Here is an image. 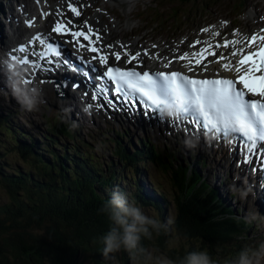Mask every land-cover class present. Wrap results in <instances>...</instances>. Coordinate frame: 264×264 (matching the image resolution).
Wrapping results in <instances>:
<instances>
[{
  "label": "trees",
  "instance_id": "16d2710c",
  "mask_svg": "<svg viewBox=\"0 0 264 264\" xmlns=\"http://www.w3.org/2000/svg\"><path fill=\"white\" fill-rule=\"evenodd\" d=\"M57 123L60 129L57 131L53 125L49 132L45 131L46 142L40 149L36 139L23 129L13 127L9 117L0 115V135L3 136L0 152L14 153L26 166L11 167L0 157V188L7 197L0 202V233L3 235L0 264H44L45 258L49 264H80L77 261L81 254L89 258L90 264H97L105 247L103 241L99 242L114 226L108 213L101 209L114 193L122 198L127 193L125 187L114 184L116 175L121 180L131 179L135 186L134 192L128 193L129 200L137 203L141 199L152 203L156 209L162 224L157 238L166 240L170 231L180 237L181 245L170 249L171 256L179 258L176 264H185L190 253L201 251L208 254L213 264L226 262L243 248L247 226H240L231 218L221 220L232 213V209L222 204L214 188L206 185L207 181L200 175L201 160L195 161L200 166L198 171L169 151L155 156L136 148L127 149L118 141H114L112 150L103 144L102 148L87 145L81 143L75 133H66L69 129L65 125ZM58 138L62 143L59 144ZM99 155L108 158L104 160L107 164L104 169ZM125 167L131 172L123 177L119 172L125 171ZM143 168L145 172L148 169L147 175H153L150 170L161 175L149 178L152 185L146 192L135 178L136 172ZM163 179L169 190L165 196L152 190H156L155 186ZM204 197H208V203L203 202ZM171 206L172 217L167 220L165 213ZM216 206L224 215L211 221L217 217L212 210ZM29 227H43L49 237L45 240L40 233L33 235L27 232ZM149 238L143 235L142 240ZM16 254L23 256L18 258Z\"/></svg>",
  "mask_w": 264,
  "mask_h": 264
},
{
  "label": "rangeland",
  "instance_id": "374dc122",
  "mask_svg": "<svg viewBox=\"0 0 264 264\" xmlns=\"http://www.w3.org/2000/svg\"><path fill=\"white\" fill-rule=\"evenodd\" d=\"M47 1L49 3H58V1L64 2L65 0H45V2ZM82 1L85 2L84 0ZM241 1L244 3V5L240 6L239 0H128L125 3L120 2V0H108V2L104 4V10L106 12H110L111 15L114 16L118 21V31H113L110 29V39L119 36L122 38L124 37V39H126L127 41H131V43L137 41L138 44H149L150 42L157 43L158 41L161 42L159 44L161 47L167 46L168 50L173 45V43L177 42L180 39H183L185 36L190 39L195 35L196 27L193 25V22L196 19L199 22L202 21L210 23L216 22L218 18H225L229 21V25L237 26L239 28L251 29L253 27H256L258 24L257 20L258 17H260V13L264 12V0ZM10 3L14 5L13 0H10V2L8 0H0V10H2V13H0V36L1 33H4L5 35V31L3 32V30H5V26L3 25L5 23L3 14H7L9 8L10 10H12V5H10ZM28 4L34 7L33 3H31L30 1H28ZM93 4L95 6H103V0H93ZM82 8L84 12L85 6H82ZM101 12H103V10H101ZM87 17L91 18L92 16L88 15ZM101 19L102 16L99 17V21H101ZM104 19L103 22L107 23L104 21ZM182 19H185L188 28L185 27ZM215 25L218 27L221 26L220 24ZM229 29L230 27H227L224 31H229ZM205 32L207 33V31ZM107 34L108 31H105V36ZM10 40L13 41V39ZM183 42L184 41H180L177 44L181 45V43ZM108 43L114 44V42L112 41H108ZM4 44L5 43L3 41L0 46V51L5 48V46L9 45L8 43L6 45ZM130 48L133 49V46H131ZM167 50L165 48L163 52H166ZM2 88L3 85L0 82V115L9 117L11 125L13 127H16L17 129H23L34 139H37V141L41 143V145H39L40 149L43 148L42 143L46 139L44 137L46 131L45 126H50L56 121L55 115H62V121L65 122L68 126L72 127L70 131L74 133V130H76L87 145H95L102 148L100 140L98 139V135L100 134V132L103 131V133H106L108 130L114 128V131L116 133V129L123 128L125 129V135L130 136L133 140L132 142L127 141V138L110 135L109 133L107 135H109L113 141H115V139L120 141L119 144H123L125 147H127V149L128 147L130 150L136 148L142 153H144V149H147V152L149 154L147 143L142 139V137L145 135L146 137L149 136V139L153 141L158 147L160 146L164 148L166 147V145H168L172 149V151L170 152L171 155H173L174 157L177 156V158H179V160H181V162L185 164L196 167L198 171L200 166L196 165L195 161L200 162L201 160L203 166L200 169V175L208 182L206 183V185L209 186V188L212 187L214 188V190H216L218 196L223 202V205H230L234 208L232 210V213L228 215H224L222 212L219 213V209L217 208V206L215 207V209L212 208L213 212H215V215L213 216L217 217L215 219L211 218V221H217L224 215L221 220H225V218H231L235 220L236 223L240 226L246 225L248 230L246 237L243 238L242 241L243 248L240 247V250L236 251L234 255H232L234 257L227 259L226 262H219L215 264H240L241 256L254 258L253 253L264 251V248H262V246H264V223L261 224L262 221L260 220V217L252 211L249 205L246 204V201L244 200L241 193L237 191V186L235 187L233 183L236 176L232 174V170L229 171L225 168V160L222 159L221 156L217 155V153L207 152L200 147H193L192 145L186 144L184 140L180 141L181 135H178L179 138H176V135L174 137L173 134H163L160 133L157 129L155 130L159 133L155 132V130L150 131L148 127H143L142 129H138L140 127L135 128L138 126V123H136L137 126L132 125L131 123L127 124L124 123L121 118H116L113 119L114 121H109L110 119L103 120L101 118L91 119L90 117H86V123L83 124L77 120L76 116H74L73 121V115L71 114H75V111L70 105H68L67 108L62 107L61 110H59L58 105L61 101H59L58 98L56 100H52L47 98L35 97L31 95V92L29 93L31 96L27 98L25 96L20 97L16 92L13 91L12 93V89H9V91L5 92L2 90ZM24 91L28 92L32 91V89H24ZM27 100H31L30 105L26 102ZM60 112L66 114H61ZM92 115L95 116L97 114L92 113ZM57 136L63 137L62 135ZM2 140L3 136L0 135V141L2 142ZM24 141L28 142V139H24ZM139 141H143V144H141ZM58 142L59 144L62 143L59 138ZM182 142V145L186 150L178 144ZM101 143L103 144V139ZM54 149L56 148L54 147ZM110 149H113V145H110ZM152 150L154 152L153 148ZM1 156H3V160L8 162L11 167L17 166L20 168H26L24 163H21L23 162V160L15 157L14 153L4 154L0 152V157ZM98 158L100 162L103 161L102 163H100L101 168H106L107 164L104 160H108V158H102L100 155L98 156ZM3 160L1 161L3 162ZM143 166H145V164H143ZM230 166L232 168L231 163ZM129 171L130 170H127V168L125 167V171H120L119 174L123 173L122 176L124 177L126 176V172ZM147 172L148 169H146L145 172L143 168L139 169L135 175V178H137L143 192H146L147 189L149 190L150 185H152L149 182V178H157L161 176L159 173H157L156 175V172L154 170H150V173H153V175H147ZM116 178L117 181L114 182V184L120 187H125V191L127 192L125 195L126 197L123 198L130 203H134L135 206L140 207L145 215L149 216V218L151 219L156 220L159 227H161L162 224L160 223L159 217H157L155 213L157 212L156 209L153 205H151L152 203L150 204L149 202L143 201L141 199H138L139 201L136 203L127 198V196H129L128 193L134 192L135 186H132V183L130 181L131 179L124 177L121 180L118 178V175H116ZM125 179L127 180V182ZM238 182L239 181H237L236 183ZM134 183L136 185V182ZM240 184L241 183L239 182L238 185ZM184 185H187V183ZM155 188L156 190L152 189L155 194H163V196L168 194L169 190L166 179H163L159 183V185L155 186ZM108 192H110V190H108ZM207 198L204 197L203 202L207 201L206 203H208L209 199ZM5 200H7L6 194L0 188V202H3ZM205 206L208 207L207 204H205ZM172 207L173 206L168 207L166 210L165 217L167 220L171 219L172 217ZM219 214H221V216H219ZM159 227L152 228L150 226L151 236L149 240H142V235L141 239L138 242L137 249L128 251L124 248H121L119 251L110 253H105L103 249L98 257L100 264H162L163 261H172V264H176L179 258L172 257L170 249L177 248L179 245H181L180 237L170 231V237H168L166 240H161L157 238V231ZM244 230L246 229L244 228ZM27 232H31L33 235H39L38 233H40L44 236L43 239L45 240L49 237L43 227H29ZM2 237L3 235L0 233V238ZM102 241L103 240L98 242L102 243ZM168 250L169 253L166 254ZM149 252L151 253V259H147V254ZM81 255L78 256L77 263L90 264L89 258H86L85 255L81 257ZM16 256L18 258H22L23 255L16 254ZM65 257L68 258L69 256ZM99 262L97 261V264H99ZM44 264H49L47 258L44 259ZM261 264H264V260H262Z\"/></svg>",
  "mask_w": 264,
  "mask_h": 264
},
{
  "label": "snow or ice",
  "instance_id": "6c2138e0",
  "mask_svg": "<svg viewBox=\"0 0 264 264\" xmlns=\"http://www.w3.org/2000/svg\"><path fill=\"white\" fill-rule=\"evenodd\" d=\"M67 8L74 16H80V11L73 6V3L68 2ZM55 15L61 18L56 21L52 32L72 37L71 41L65 42H74L73 46H78L77 53L81 64L86 65L92 72H98L97 67L92 63L93 60H98L99 65L106 69L102 75L98 74L96 77L101 83L94 89L93 100L99 98L112 108H117V105L109 98L112 88L108 82L111 81L115 85L114 94L117 99L121 104L127 103V110L130 112L135 111L134 101H139L143 105L145 115L149 111L156 112L161 106L175 105L181 113V119L194 122L198 128L225 137L239 134V139L244 145L264 143V34L256 33L247 37L244 47L231 52L232 56L239 57L236 66L233 67L230 63L223 65L225 69L232 70L237 74L238 81L199 79L176 71L150 74L148 71L141 73L136 70H122L118 66H111L108 54H101L103 49L93 46L101 42V37L98 35L99 29L94 30L87 22L77 25L72 19H68L63 11L58 10ZM84 28H87V32L83 30ZM204 31H208V29H204ZM93 36L96 37L95 40L92 39ZM80 37L88 41V44L82 43ZM30 41L38 42V46L41 47L46 46V52L36 51L35 47L30 49L28 46H20L15 51L21 55L14 57L18 63L28 65L35 71L45 72L56 71V64L70 65L78 74L90 76L87 68L81 73L79 67L71 61L66 58L60 60L59 58L62 56L60 45L51 43L44 35L30 38ZM236 43L239 41H226L223 46L228 48ZM111 47L110 45L105 46V48ZM216 47L218 48L220 45L217 44ZM248 49H252V51H248ZM89 52L97 55L85 59ZM144 54L147 55V53ZM112 55L117 61L121 60V56L126 57V63L139 62L140 57L139 52L132 54L127 49L122 53L114 52ZM206 55H216V53L202 48L190 54L186 53L180 59L187 58L190 61L194 60L196 65H201L202 58ZM219 59H224L223 55ZM170 63L171 61L163 66L167 68ZM45 64L48 67H44ZM245 65L247 67H244ZM187 67L189 71H196L192 63H189ZM206 67L205 64L200 70L202 71ZM256 73H260V75L257 76ZM24 82L30 83L31 81L25 80ZM237 82L242 84L243 88H237ZM57 87L59 89L61 86L57 85ZM62 87H67V82ZM73 87L76 88L79 85L74 84ZM249 94L259 97V99H246ZM244 161L251 163V156L246 155ZM261 187L264 188V183L261 184Z\"/></svg>",
  "mask_w": 264,
  "mask_h": 264
},
{
  "label": "bare ground",
  "instance_id": "6f19581e",
  "mask_svg": "<svg viewBox=\"0 0 264 264\" xmlns=\"http://www.w3.org/2000/svg\"><path fill=\"white\" fill-rule=\"evenodd\" d=\"M9 2H10V0H8ZM22 0H13V3H14V5H12L11 3H10V5H12V10H9L8 9V13L7 14H3V17H4V22L6 23H4L3 25L5 26L4 28H5V30H3V32L5 31V35H4V33L2 34L1 33V42H0V46H1V43L3 42V41H6V38H7V30H8V26H11V24H10V21L11 22H13L12 21V19H15V17H18V10L21 12V14L23 15V17L24 18H26L27 20L29 19V17H27V14L25 13V12H27V11H33V9L35 8V11L34 12H40V11H43V10H45V11H49L48 12V14L46 15V16H43V17H40V18H38V17H36V19L34 20V24L35 25H37V24H41L42 25V27H45L46 25H47V23H48V19L51 17L52 18V16H53V13H56L58 10L59 11H61L62 10V8H60V5L61 6H63V9L65 10V12L68 14V15H70L72 12L71 11H69L68 9H67V3H68V0H65L64 2H62V1H58V3H54V2H45V0H28V1H30L31 3H33V5H34V7H32V6H30L29 4H28V1H22ZM119 1V0H118ZM128 0H120V2H127ZM20 2H21V4H20ZM49 3V4H48ZM127 4H129V3H127ZM50 7H52V8H50ZM15 9H18L17 10V14L16 15H13L12 13L15 11ZM101 12V10L100 11H98L97 13H95L94 14V17L95 18H99V13ZM0 13H2V10H0ZM80 13H83V8H81L80 9ZM6 15H8V16H6ZM80 16H81V14H80ZM79 17V16H78ZM75 19L77 18V16H75L74 17ZM89 19V21H91V23H93L94 25H96L95 23H94V20H93V18L91 17V18H88ZM112 25H114V22H112ZM49 27V24H48V26H47V28ZM115 27L117 28V26H116V24L114 25V27H111V30H113V31H118V29H115ZM217 27V29H220L221 28V26L220 27H218V26H216ZM15 38L14 39H16V37L19 35V31H18V29L17 28H15ZM104 37H105V42L106 43H108V41H109V35L107 34L106 36L104 35ZM8 41H10V40H8ZM138 44V42L137 41H135V42H133L132 43V45L131 46H133V49H131L133 52H136L137 51V48H135V46ZM4 45H6V43L4 44ZM3 45V46H4ZM108 45H110V46H112V47H117L116 45H114V44H110V43H108ZM177 47H181V45L180 44H177ZM155 48H158V47H155ZM155 48H152L151 46H148V48H147V55L146 56H141L142 57V59L145 61V60H150V61H152V62H161L160 61V56H162L161 54H158L159 53V49H155ZM115 52H118V50H115ZM140 53V52H139ZM173 52L172 51H170V54H172ZM112 56V55H111ZM163 58V60H162V62H164V63H166V59L167 58H165V56H163L162 57ZM0 60H1V58H0ZM7 60V58H5L4 59V61L2 62V67H3V71L7 74V75H5V76H1V74H0V82H1V84L3 85V88H2V90L3 91H5V92H7V91H9V89H12V93H13V91L14 92H16L17 93V95H19L20 97H22V96H25L26 98L27 97H29V96H31L29 93L31 92L32 93V91H28V92H26V91H24V89H22V87H21V85H18V83H20V81H16V80H14L13 79V77L14 76H18L19 74H12L11 72V70L13 69V67H14V64H15V59H14V61H12V62H8V61H6ZM14 69H16V68H14ZM22 75H24V77L27 79V80H30L31 79V76L29 75V74H27V73H23ZM37 77H39V75L38 74H36L35 75V77H33L32 78V81L34 80V78H37ZM48 78H51V77H48ZM62 82H66L65 80H62V81H58V80H56V81H54V82H52V83H49L48 81H46L45 83H43L42 85H41V90H43V92H44V95L46 96V95H48V94H53L54 92L50 89V88H52L55 84H58V85H60L61 87L60 88H67L68 86H70L71 84H68V82H67V87H62ZM75 84H78L79 85V87H76V88H74L73 90H74V94L75 95H78L79 94V90H80V87H81V84H80V81H76V83ZM73 86V85H72ZM81 97V95L79 96V98ZM32 98V97H31ZM84 97H81V99H83ZM20 99V98H19ZM22 101V100H21ZM28 101V100H27ZM31 101V100H30ZM60 101V100H59ZM56 106V105H55ZM64 107V106H63ZM97 107H99L98 105H97ZM64 108H66V107H64ZM82 109V108H81ZM75 114H71V115H73V121H74V116H76L77 117V120L79 121V122H81V123H86L85 122V119H86V117H89L88 116V114L87 113H84L85 111L82 109V111H84V112H82L80 109H77V107H75ZM90 116L92 117V114H90ZM55 117H56V121H55V123L56 122H60V123H62V126H66L69 130H71L72 129V127H70V126H68L65 122H63L62 121V115L61 116H56L55 115ZM132 119H134V120H138L137 118H134L133 116H132ZM72 122V121H71ZM65 123V124H64ZM140 124L138 123V126H139ZM29 126V125H28ZM51 126H53V125H50V126H45V128H46V131L47 132H49V130L51 129ZM138 126L137 127H135V128H138ZM143 128V126H140V128H138V129H142ZM56 129V128H55ZM60 129V128H59ZM99 129V128H98ZM74 130V129H73ZM115 129L113 128L112 129V131H114ZM119 129H116V133H115V135L116 136H118V137H122V138H127V141H129V142H132L133 140L131 139V137L130 136H126V135H124L123 133H121L120 131H118ZM157 130H159V129H157ZM57 131H58V129H57ZM60 132V131H59ZM115 132V131H114ZM160 133H163L162 131H159ZM164 132H166L167 133V131H164ZM171 132H176L178 135H181V132L180 131H171ZM50 133H52V134H54V135H59V134H56V133H54V132H50ZM74 133L76 134V136L77 137H80L81 138V136L77 133V131L76 130H74ZM143 133H144V130H143ZM164 134V133H163ZM176 135V134H175ZM50 136H51V134H50ZM45 138H46V136H44ZM75 137V136H74ZM182 137V136H181ZM98 139L100 140V144H102L101 143V141H102V139H103V145L104 146H109L110 147V145H115V142L110 138V136L109 135H107V134H105V133H103V131L102 132H100V134L98 135ZM142 139H143V141H145V142H147L148 141V139H149V136L148 137H146L145 135L142 137ZM120 140V139H119ZM36 141H37V139H36ZM115 141H118L117 139H115ZM143 141H141L142 143H143ZM38 142V141H37ZM46 142V139H45V141L43 142V143H45ZM118 142H120V141H118ZM42 143V146L44 145ZM81 143H84L85 144V142L83 141V139L81 138ZM38 144L39 145H41V143H39L38 142ZM190 144H193V143H190ZM193 146H195V147H198L197 145H195V144H193ZM202 146H204V144H203V142H202ZM160 147V146H159ZM128 149H129V147H128ZM146 151H147V149H144V153H146ZM251 151V150H250ZM232 154L233 153H226V152H224L223 154H222V158L225 160V168L227 169V170H229V171H231V170H233L232 168H231V166H230V163H232L231 161H229V158H231L232 160H233V162H234V169L236 170L238 167H239V165L240 164H237V162H239L238 161V159L239 160H241L242 159V156H239V157H235V156H232ZM95 161V160H94ZM214 162V161H213ZM251 166H254V164H253V160H251ZM237 172V171H236ZM245 172H246V184H248V186H249V188H245L244 186H242L241 184L240 185H237L236 184V182L234 181L233 183H234V186L236 187L237 186V191H239L240 193H245L246 192V194H247V192H251V194L248 196V200H250L251 202H254L255 201V203L254 204H252L250 207L252 208V210H253V212L257 215V216H260V217H264V215H260V213H259V209L260 208H262V209H264V193L262 192V191H260L259 189H256V188H260L258 185H256V184H259V182H258V180L255 178V176H253V177H250V175L251 174H253L252 173V170L251 169H249L248 167H246V169H245ZM222 180V179H221ZM222 183V182H221ZM253 184H255L254 186H253ZM148 190V189H147ZM135 197V196H134ZM258 202H257V201ZM233 259V258H232Z\"/></svg>",
  "mask_w": 264,
  "mask_h": 264
},
{
  "label": "clouds",
  "instance_id": "9594fccd",
  "mask_svg": "<svg viewBox=\"0 0 264 264\" xmlns=\"http://www.w3.org/2000/svg\"><path fill=\"white\" fill-rule=\"evenodd\" d=\"M26 102L31 104V101ZM101 211L108 213V218L114 225L103 237L105 253L119 251L122 247L128 251L137 249L142 235L151 236L150 226L159 227L157 221L145 215L140 207L115 193ZM253 257L241 256L240 264H261L264 260V251L253 253ZM147 259H151L150 252L147 254ZM162 264H172V261H163ZM185 264H213V262L206 252L201 251L190 253Z\"/></svg>",
  "mask_w": 264,
  "mask_h": 264
}]
</instances>
